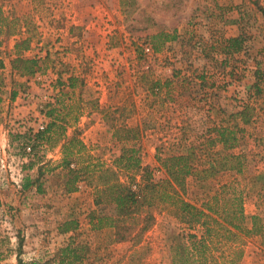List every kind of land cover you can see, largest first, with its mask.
Here are the masks:
<instances>
[{
  "label": "rangeland",
  "instance_id": "374dc122",
  "mask_svg": "<svg viewBox=\"0 0 264 264\" xmlns=\"http://www.w3.org/2000/svg\"><path fill=\"white\" fill-rule=\"evenodd\" d=\"M0 6V264H171L176 257L180 264H264V103L258 100L264 78L254 74L264 68V0H0ZM224 21L242 38L233 53L215 32ZM22 39L26 47L15 51ZM16 53L39 58L32 73L12 69ZM239 101L251 108L245 123L228 116ZM42 113L53 126L40 134ZM217 126L234 131L222 154L240 158L216 164L213 176H186L183 197L198 206L205 192L234 177L243 224L256 216L257 233L228 235L203 263L173 257L177 236L199 235L201 228L156 202L124 219L119 247L106 230L91 229L95 188L111 178L102 170L124 180L125 170L113 162L122 148L157 179L158 157L190 146L194 166L216 157V142L204 141ZM64 153L78 172L72 184ZM145 211L152 219L138 231ZM64 222L73 234L66 255L56 231ZM114 248L122 253L113 257Z\"/></svg>",
  "mask_w": 264,
  "mask_h": 264
},
{
  "label": "trees",
  "instance_id": "16d2710c",
  "mask_svg": "<svg viewBox=\"0 0 264 264\" xmlns=\"http://www.w3.org/2000/svg\"><path fill=\"white\" fill-rule=\"evenodd\" d=\"M0 6V15H1ZM2 17L0 16V20ZM1 33V30H0ZM241 36L229 38L226 42V50L228 53L235 52L241 47ZM26 47V40L15 41V51ZM38 57H24L20 53L11 59L12 69H20V73H32L37 65ZM256 79L264 78L263 71H254ZM68 86L72 87V77H67ZM252 87L259 92L258 83L254 82ZM250 107H243L241 110L234 112L230 117L238 116L245 123L248 120ZM235 125V124H234ZM53 126L50 121L46 125L44 132ZM41 131V132H43ZM126 131H130L127 128ZM41 132H38L41 134ZM213 136L207 138L208 142L217 141L224 149L232 147L235 137L232 127L217 126L213 129ZM66 146L72 144L74 136L66 137ZM81 145V143H80ZM188 152L158 157V167L162 172V176L155 179L151 176L147 166H141L138 158L133 153H126L125 149H121L120 153L113 158L115 165L120 170H125L124 180L116 175L115 170L106 167L103 173L109 174L110 179L105 180L101 185L96 186L93 203L96 207L94 211L89 213V224L91 229H99L104 226H111L114 230V238L116 240L124 239L125 236L118 234L119 226L121 227L125 218H132L142 206H150L153 202L159 203L166 211L177 220L188 225L195 224L201 228L199 235L195 233H183L177 236V244L172 247L174 256L183 254L185 258H199L201 262L205 260H213L212 250L217 249L218 245L227 241L228 235L257 233V217L251 216L250 226L243 224V210L240 197V190L236 188V180L233 178L218 183V186L210 192H205L198 206L190 203L183 197V182L186 176L194 174L200 179L201 177L213 176L216 164H223L225 160H239L240 156L225 152L220 157L207 156V162L199 168L192 163V147H188ZM71 158L64 153L61 162L64 163L70 177L69 182L72 184L78 177V172L69 168ZM133 169V172H129ZM134 172L139 173V179L135 180ZM73 189V188H67ZM101 205L110 206L111 212L108 213ZM138 217V216H137ZM140 226L138 231H142L147 227L148 222L152 219V215L145 211L140 216ZM135 219V218H134ZM64 222L60 231L69 230ZM70 246L66 245L60 250L61 253H72ZM239 256L240 252L234 250L233 253ZM77 258L76 254H73ZM176 258H172L171 264H180L176 262ZM18 264H34L33 262H22L17 260ZM62 263V262H60ZM233 264V262H230Z\"/></svg>",
  "mask_w": 264,
  "mask_h": 264
},
{
  "label": "crops",
  "instance_id": "0c3cea01",
  "mask_svg": "<svg viewBox=\"0 0 264 264\" xmlns=\"http://www.w3.org/2000/svg\"><path fill=\"white\" fill-rule=\"evenodd\" d=\"M215 27H218L217 28V31H215L216 33H217V35H219L220 37L222 36L223 38H220V40L221 41H223V45L226 47V42H227V40L229 39V38H232V37H235V36H238V33H237V31L235 32V27H234V25H232V24H230L228 21H224V22H221V23H219L218 24V26H215ZM218 37H217V39H219ZM216 39V36H215V41L217 40ZM220 40L219 41H217L218 43L220 42ZM217 45V44H216ZM231 53H233V52H231ZM258 100H261V101H263V103H264V95L262 94V97L260 96V98L258 99ZM226 102V104L227 105H230L227 101H225ZM241 101H239V103H240ZM243 107H245V106H243V103H242V105H240V106H238L237 104L234 106V111L235 112H237V111H239V110H241ZM234 112H231V113H229L228 114V116H231L232 114H233ZM233 118H235L237 121H238V119L237 118H239L238 116L237 117H235V116H233V117H231V119H233ZM234 119V120H235ZM241 121V120H240ZM243 123V122H242ZM209 137V136H208ZM208 137H206L205 138V141L204 142H206L207 141V138ZM216 142V146H215V152H216V157H220L221 155H222V150L224 149L223 147H222V145L220 144V143H218L217 141H215ZM214 149V148H213ZM232 154H236V155H238L237 153H235V152H231ZM214 156V155H213ZM207 158V157H206ZM206 162H207V160H206ZM195 165V164H194ZM196 167H200V166H196ZM95 230H97V231H102V232H104L105 230H106V232H107V234L109 235V237H110V244H112L113 245V247H119V242L118 241H116V239L114 238V229H113V227H111V226H104V227H101V228H99V229H95ZM56 231H57V233H58V236H62V240H63V244L60 246V247H64V246H66V245H69L70 246V242H69V239H71V235H73L72 234V232L70 231V229L69 230H67V231H64V232H62V231H59L58 230V228L56 229ZM107 241V240H106ZM111 250V253L113 254V257H115V256H118V255H120L121 253H122V250H119V249H110ZM25 255H27V257H28V255H34L32 252L31 253H25ZM33 257V256H32ZM29 258V257H28ZM112 261V259L110 260V262ZM109 263V262H108ZM51 264H59L58 262L57 263H54V262H52ZM103 264H105V263H103Z\"/></svg>",
  "mask_w": 264,
  "mask_h": 264
},
{
  "label": "built area",
  "instance_id": "2783aa9c",
  "mask_svg": "<svg viewBox=\"0 0 264 264\" xmlns=\"http://www.w3.org/2000/svg\"><path fill=\"white\" fill-rule=\"evenodd\" d=\"M240 105H242V102H240ZM239 105V106H240ZM40 120L39 122L36 124V128H35V132H41L45 129L46 127V120H45V117H44V114L42 113L40 115ZM24 150L26 151V153H29L30 152V145L29 144H26L24 146Z\"/></svg>",
  "mask_w": 264,
  "mask_h": 264
}]
</instances>
